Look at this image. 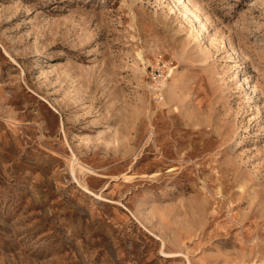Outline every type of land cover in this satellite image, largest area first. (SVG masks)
Returning <instances> with one entry per match:
<instances>
[{"label":"rangeland","instance_id":"rangeland-1","mask_svg":"<svg viewBox=\"0 0 264 264\" xmlns=\"http://www.w3.org/2000/svg\"><path fill=\"white\" fill-rule=\"evenodd\" d=\"M0 264H264V0H0Z\"/></svg>","mask_w":264,"mask_h":264},{"label":"bare ground","instance_id":"bare-ground-1","mask_svg":"<svg viewBox=\"0 0 264 264\" xmlns=\"http://www.w3.org/2000/svg\"><path fill=\"white\" fill-rule=\"evenodd\" d=\"M197 33H199V32H197ZM40 55V54H39ZM6 122H9V120L8 119H6ZM8 124V123H7Z\"/></svg>","mask_w":264,"mask_h":264}]
</instances>
